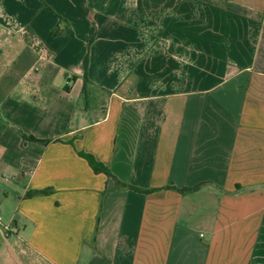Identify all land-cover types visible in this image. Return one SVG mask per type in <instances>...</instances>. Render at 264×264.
<instances>
[{"label":"crops","instance_id":"0c3cea01","mask_svg":"<svg viewBox=\"0 0 264 264\" xmlns=\"http://www.w3.org/2000/svg\"><path fill=\"white\" fill-rule=\"evenodd\" d=\"M0 217V264H264V0H0Z\"/></svg>","mask_w":264,"mask_h":264},{"label":"trees","instance_id":"16d2710c","mask_svg":"<svg viewBox=\"0 0 264 264\" xmlns=\"http://www.w3.org/2000/svg\"><path fill=\"white\" fill-rule=\"evenodd\" d=\"M168 64L173 67L172 61L169 60ZM64 90H66V87L64 88ZM22 139L23 141H33L32 138L29 137H25L24 135H22ZM78 156L81 157L82 159H84L87 164L89 165V167L91 168V170L95 173V174H104L106 175V177H108L109 179H111L114 182V187L116 189H129V190H133L136 192H140V193H149L150 191H141L139 189L136 188H132L130 186H127L121 182H119L117 179H115L110 172L101 164L97 163L90 155L88 154H84V153H78ZM201 187V185H197L191 188H182V189H177V188H169L172 190L177 191L179 194L181 195H185V194H190L193 193L195 191H197L199 188ZM51 193L50 190H45V191H40V192H34L32 194H29L28 197L34 196V195H42V196H47Z\"/></svg>","mask_w":264,"mask_h":264},{"label":"built area","instance_id":"2783aa9c","mask_svg":"<svg viewBox=\"0 0 264 264\" xmlns=\"http://www.w3.org/2000/svg\"><path fill=\"white\" fill-rule=\"evenodd\" d=\"M0 229L5 232V236L7 235L6 233L9 231V227L5 225L0 217Z\"/></svg>","mask_w":264,"mask_h":264},{"label":"rangeland","instance_id":"374dc122","mask_svg":"<svg viewBox=\"0 0 264 264\" xmlns=\"http://www.w3.org/2000/svg\"><path fill=\"white\" fill-rule=\"evenodd\" d=\"M62 25H63V22L61 21V19L59 18V22H58V25H57V30H60L61 29V27H62Z\"/></svg>","mask_w":264,"mask_h":264}]
</instances>
